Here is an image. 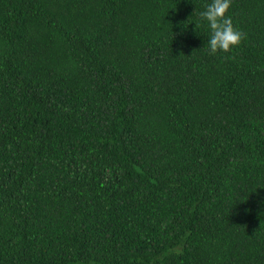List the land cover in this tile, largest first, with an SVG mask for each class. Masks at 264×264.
<instances>
[{
	"label": "trees",
	"instance_id": "trees-1",
	"mask_svg": "<svg viewBox=\"0 0 264 264\" xmlns=\"http://www.w3.org/2000/svg\"><path fill=\"white\" fill-rule=\"evenodd\" d=\"M208 2L0 0V264H264V0Z\"/></svg>",
	"mask_w": 264,
	"mask_h": 264
},
{
	"label": "clouds",
	"instance_id": "clouds-1",
	"mask_svg": "<svg viewBox=\"0 0 264 264\" xmlns=\"http://www.w3.org/2000/svg\"><path fill=\"white\" fill-rule=\"evenodd\" d=\"M231 2L232 0H209L198 13L207 21V27L210 29L206 47L211 53L229 51L244 39L243 31L234 25L231 16L228 15Z\"/></svg>",
	"mask_w": 264,
	"mask_h": 264
}]
</instances>
